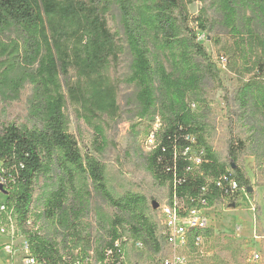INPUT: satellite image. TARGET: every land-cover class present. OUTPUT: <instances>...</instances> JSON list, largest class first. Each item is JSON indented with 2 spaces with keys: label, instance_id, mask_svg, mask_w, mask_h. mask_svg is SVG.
<instances>
[{
  "label": "trees",
  "instance_id": "obj_1",
  "mask_svg": "<svg viewBox=\"0 0 264 264\" xmlns=\"http://www.w3.org/2000/svg\"><path fill=\"white\" fill-rule=\"evenodd\" d=\"M204 1L0 0V93L16 101L24 86L31 84L29 115L35 121L33 128L8 124L0 130V181L7 195L0 206L5 210H0V224L7 220L8 213L12 215L39 263L62 262L55 240L39 230H25L35 183L54 169L60 173L59 189L47 201L44 216L57 219L64 234L63 250L85 240L75 225L79 220L76 208L70 209L74 219L63 217L67 215V186L75 185L83 176L117 212L103 247H113L117 240L125 245L130 240L140 241L155 255H166L164 236L141 211L145 198L132 193L114 197L107 187L106 168L98 157L107 146V132L120 120L118 99L123 85L134 88V100L129 103L131 118L153 121L158 106L163 109L164 123L155 149L147 156V167L156 183L167 188L170 202L176 198L187 208L202 207L204 202L212 207L227 197V185L217 184L224 176L252 195L248 191L251 180L240 165L246 142L230 135V164L221 163L208 146L206 127L190 101L210 78L230 102L219 71L198 42V32L210 34L217 26L206 9H201L196 18L189 12L191 5ZM223 2V28L232 37V70L241 74L242 80L235 99L241 109L264 116V0ZM115 12L120 34L110 27L109 19ZM126 50L131 65L124 78L119 68ZM153 51L168 53L174 62H180L182 74H168L164 66L155 72ZM68 105L92 130V153L83 154L70 132ZM231 123L234 125L233 117ZM191 148L205 151L198 166L184 155ZM113 260L118 261L116 254Z\"/></svg>",
  "mask_w": 264,
  "mask_h": 264
},
{
  "label": "rangeland",
  "instance_id": "obj_2",
  "mask_svg": "<svg viewBox=\"0 0 264 264\" xmlns=\"http://www.w3.org/2000/svg\"><path fill=\"white\" fill-rule=\"evenodd\" d=\"M201 9H206L217 27L210 34L198 32V42L205 47L219 71L221 85L228 90L230 102L226 101L227 94L224 90L210 78L204 80L198 94L190 96V101L194 103L193 111L206 127L207 144L221 163L227 166L230 164L227 154V140L230 135H236L246 142L247 150L240 160V165L251 180L253 191L251 196L246 193L239 195L234 203L224 200L216 202L208 212L209 229L204 233L206 240L202 251L190 249L186 254L190 264H264V244L261 247L264 242V116L252 110L241 109L235 99L242 80L241 74L237 75L232 70L234 58L229 50L232 37L228 30L223 28V0L197 2L189 7V12L196 18ZM246 15L248 16L249 12ZM109 22L112 31L119 34L122 32L116 12ZM151 61L155 72L160 66H164L168 74L175 77L182 74V64L174 62L168 53L153 51ZM130 65L131 57L126 50L119 68L122 77L129 75ZM32 89V85L27 83L16 101L7 100L0 93V130L8 124L28 128L35 126V121L29 115L28 104ZM134 96L133 87L122 86L118 99L122 108L120 120L107 132V146L98 157L106 168V183L112 195L122 197L132 193L144 197L145 203L141 211L161 232L160 208L168 201V190L159 186L148 170L147 156L152 146L147 144V137L151 128L159 129L163 125L165 115L159 105L158 115L153 121L131 118L128 115L131 108L129 103L134 100ZM66 113L70 118V132L76 137L82 153H92V130L76 116L75 109L70 105ZM232 117L234 125L231 123ZM59 180L58 169L37 179L29 224L25 230H39L43 235L55 240L62 250L63 230L56 218L49 220L44 216L47 201L59 189ZM6 198L0 181V206L5 204ZM67 199V215L63 217L74 219L70 209L72 206L76 208L79 214V220L75 223L77 231L80 237L85 239L84 242H90L85 245L82 241L73 249V255L80 250L86 252L90 248L99 251L104 245L107 232L111 229L116 210L95 192L92 182L83 176L77 178L75 185L67 186ZM1 227L5 228L6 235L13 231L12 225L6 224V220ZM14 234L19 250L26 235L19 227L14 229ZM8 240L5 235H0V264H13L11 256L4 251ZM256 253L260 255L261 260L254 263L252 256ZM126 254L132 264H160V259L165 255H155L147 247L138 249L134 242L126 247ZM15 264L23 262L16 257Z\"/></svg>",
  "mask_w": 264,
  "mask_h": 264
},
{
  "label": "built area",
  "instance_id": "obj_3",
  "mask_svg": "<svg viewBox=\"0 0 264 264\" xmlns=\"http://www.w3.org/2000/svg\"><path fill=\"white\" fill-rule=\"evenodd\" d=\"M162 126L159 129L151 128L147 137V144L152 146V150L156 147V137L161 131ZM151 150V151H152ZM185 156L190 157L193 164L198 166L201 164L202 157L205 155L204 149L191 148L187 149L184 153ZM218 184V187L227 185V197L224 201L235 202L239 195L245 193L244 190H239L237 183L230 179L228 176H224ZM213 207V206H212ZM212 207H208L204 202L202 207L187 208L178 199L174 198L173 202L167 201L160 208V218L162 221L161 234L164 236L167 247L166 255L160 259V264H190L187 256V251L190 249L198 252L202 251L206 237L204 233L209 229V210ZM1 211H5L2 206ZM8 218L6 224L12 225V233L6 235L4 227L0 228V235H5L9 240L4 245V251L9 254L14 264L15 258L21 259L23 264H41L31 254L29 250L28 239L24 240L21 245V249H17L16 236H14V229L18 228L12 215L7 214ZM13 223V224H12ZM29 224V223H28ZM2 223L0 224V226ZM258 238V237H256ZM259 239V238H258ZM127 240H125L126 242ZM138 248H144V245L140 241H128L126 245L124 241L117 240L114 242L113 247H103L99 251L95 249H89L86 252L81 250L74 256L73 249L60 250L62 254V262L60 264H132L127 259L126 247L129 243ZM20 247V246H19ZM22 251V252H21ZM100 252V254L98 253ZM118 257V261L113 260V256ZM115 259V258H114ZM261 260L259 254L252 256V261L258 262Z\"/></svg>",
  "mask_w": 264,
  "mask_h": 264
},
{
  "label": "water",
  "instance_id": "obj_4",
  "mask_svg": "<svg viewBox=\"0 0 264 264\" xmlns=\"http://www.w3.org/2000/svg\"><path fill=\"white\" fill-rule=\"evenodd\" d=\"M248 191H249L250 193H252L253 189H252V188H250Z\"/></svg>",
  "mask_w": 264,
  "mask_h": 264
},
{
  "label": "crops",
  "instance_id": "obj_5",
  "mask_svg": "<svg viewBox=\"0 0 264 264\" xmlns=\"http://www.w3.org/2000/svg\"><path fill=\"white\" fill-rule=\"evenodd\" d=\"M260 240H262V239H260ZM262 244H264V242L263 243H261V247H262ZM264 248V247H263ZM14 264H15V261H14Z\"/></svg>",
  "mask_w": 264,
  "mask_h": 264
}]
</instances>
